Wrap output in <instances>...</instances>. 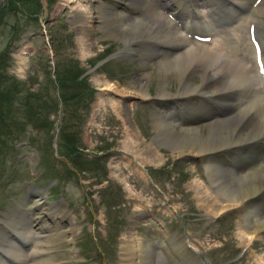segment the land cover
Listing matches in <instances>:
<instances>
[{"label": "rangeland", "instance_id": "rangeland-1", "mask_svg": "<svg viewBox=\"0 0 264 264\" xmlns=\"http://www.w3.org/2000/svg\"><path fill=\"white\" fill-rule=\"evenodd\" d=\"M44 1L41 14L40 0H0V228L7 215L29 217L30 202L25 206L23 200L30 187L43 190L46 201L61 197L65 202L57 216L62 235L56 242L49 238L50 253L37 236L27 244L40 254L42 264L51 259L52 264H121V247L131 234L153 247L146 252L150 262L153 251H163L155 243L163 239L159 230L187 241L211 264H264V240L251 242L239 235L240 214L214 213L197 196L196 182L210 183L200 158L178 157L171 143L157 139L151 115L162 57H144L147 35L129 43L133 50L125 52L120 37L100 29L87 34L78 30L73 12L88 0ZM102 2V13L109 18L108 0ZM136 4L128 6L130 16L144 17L142 0ZM235 12L241 15L233 7L231 20L218 22L228 37L238 18ZM83 35L94 40L85 57L78 44ZM142 71L152 76L149 98L100 90L105 82L122 86ZM164 76L166 90L179 92L177 79ZM190 79L197 84L201 75ZM191 99L204 105L199 96ZM236 105L229 112L236 114ZM206 122L196 117L194 124L208 134ZM150 148L161 158H153ZM55 210L56 204L51 206ZM15 247L9 249H23Z\"/></svg>", "mask_w": 264, "mask_h": 264}, {"label": "bare ground", "instance_id": "bare-ground-1", "mask_svg": "<svg viewBox=\"0 0 264 264\" xmlns=\"http://www.w3.org/2000/svg\"><path fill=\"white\" fill-rule=\"evenodd\" d=\"M63 1L67 4L72 0ZM201 1L204 0H142L140 9L145 11L144 17H133L130 16L128 6L134 7L137 0H108V18L102 13V0H88L84 4L81 3L83 9L73 12L72 21L83 33L100 29L110 33L109 37H120L127 45L125 52L133 50L128 46L129 43H138L141 34L147 35L143 42L144 57H162L158 60L159 67L162 68H159L155 75L157 92L153 104L156 109L151 115L157 139L171 143L178 157L189 155L200 158L208 169L210 183L197 181L193 186L197 196L202 201L206 199L208 207L213 208L211 211L214 213L237 211L240 214L239 235L244 240L253 242L258 238L264 239V78L261 75L264 57L258 56L256 46L251 42L249 27L252 26L253 33L261 39V34H264V0H260L255 7V0H205L204 3L207 4L204 6ZM236 3L248 9L245 14L241 12L240 16L235 12L238 18L232 24L229 21L231 27L228 30L231 34L228 37L220 28L224 24L220 25L218 22L232 18V8ZM198 32H206L210 44L196 41L193 35ZM229 40L236 43L237 47L232 46ZM93 41L86 36L78 39L82 57L88 55L86 48L94 44ZM260 43L263 47L264 40L261 39ZM240 51H244L243 57L239 55ZM246 52H249V55ZM166 73L177 79L179 92L170 93L171 91L166 90ZM195 73L201 75L197 84L190 79ZM150 77L152 78L150 73L142 71L122 86L116 81L105 82V86L100 87V90L113 92L122 98H149L147 81ZM190 94H202L208 104L191 105L185 100ZM181 100L184 101L178 102ZM109 102L115 105L116 101L110 99ZM215 103L221 107L222 114H218L211 107L215 106ZM168 104L177 106L170 110L178 116H183L181 120L159 112L158 108ZM235 104L237 113L233 114L229 109ZM182 110L186 113L180 114ZM196 117L206 119L208 134L202 133L194 125ZM229 122L232 123L230 126L227 125ZM134 144L137 145L136 141ZM150 149L153 158L156 154L161 158L159 153ZM38 196L34 203L38 204L39 212L33 216V220L26 218L24 213L20 219L14 220L12 216L7 215L2 221L15 237L31 240L34 232L28 222L37 223V219L41 218L39 215L44 214L46 222L40 223L43 225L40 227H48L46 230L37 228L38 232L35 234L40 235L42 241L47 243L44 251L49 254L52 248L48 244L49 238L56 242L61 238L62 231L58 230L57 215L51 212L53 205L42 199L39 194ZM5 236L6 233L0 231L1 253L11 256L20 264H42V261L35 257V250H31L26 256L19 250L11 251L9 247L14 246L13 241ZM141 240L131 234L129 240L123 241L121 264H148L146 252L153 250V247L147 245L144 240L142 243ZM166 241L170 243V240ZM172 246L180 264H199L194 260L189 262L190 257H185L175 242ZM162 252L174 260L171 249L165 247L163 251H153V259L150 262L163 264L159 263L163 259L159 254ZM3 260L0 254V264H8ZM52 261L53 259L49 264H52Z\"/></svg>", "mask_w": 264, "mask_h": 264}, {"label": "water", "instance_id": "water-1", "mask_svg": "<svg viewBox=\"0 0 264 264\" xmlns=\"http://www.w3.org/2000/svg\"><path fill=\"white\" fill-rule=\"evenodd\" d=\"M40 4H41L42 12H43V14H45V2H44V0H40ZM54 141H55V136H54ZM53 146H55V145H53ZM185 252H186L185 257H190L191 260L197 261L199 264H210L209 259L207 257L200 255L197 251H195L191 247H188L185 250ZM177 264H180V263L178 262Z\"/></svg>", "mask_w": 264, "mask_h": 264}]
</instances>
